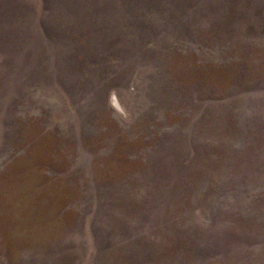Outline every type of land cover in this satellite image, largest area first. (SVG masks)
Returning <instances> with one entry per match:
<instances>
[{
	"label": "rangeland",
	"instance_id": "374dc122",
	"mask_svg": "<svg viewBox=\"0 0 264 264\" xmlns=\"http://www.w3.org/2000/svg\"><path fill=\"white\" fill-rule=\"evenodd\" d=\"M0 264H264V0H0Z\"/></svg>",
	"mask_w": 264,
	"mask_h": 264
},
{
	"label": "clouds",
	"instance_id": "9594fccd",
	"mask_svg": "<svg viewBox=\"0 0 264 264\" xmlns=\"http://www.w3.org/2000/svg\"><path fill=\"white\" fill-rule=\"evenodd\" d=\"M110 105L112 108H114L115 112L121 114V115H126V110L125 108L120 104L118 97L116 96L115 93H112L110 96Z\"/></svg>",
	"mask_w": 264,
	"mask_h": 264
}]
</instances>
